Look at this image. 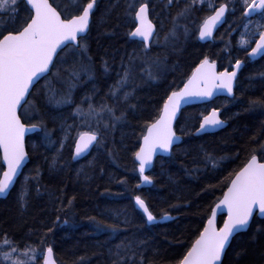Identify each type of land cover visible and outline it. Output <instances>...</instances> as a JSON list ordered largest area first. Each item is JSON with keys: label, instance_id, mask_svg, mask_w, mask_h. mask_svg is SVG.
Returning <instances> with one entry per match:
<instances>
[{"label": "trees", "instance_id": "16d2710c", "mask_svg": "<svg viewBox=\"0 0 264 264\" xmlns=\"http://www.w3.org/2000/svg\"><path fill=\"white\" fill-rule=\"evenodd\" d=\"M53 2L65 16L79 13L81 9L80 4L71 5L69 0ZM18 7L17 14L10 10L3 14V31L18 29L28 22L31 13L25 2ZM181 7V3H173L167 12L179 8L180 12ZM234 9L213 43H200L195 33L197 23L194 24V20H204L212 10L194 7L190 20H184L193 25L192 35H179L178 41L171 39L159 48L152 45L145 52L141 43L129 39L134 21L131 18L128 21L125 1L97 0L90 30L81 40L88 44L89 59L84 66L92 81L76 87L71 103L65 107H74L85 88L90 101L97 104L99 98L106 97L105 91L116 84L118 73L122 74L129 66L130 57L132 68L134 61L144 59L142 53H146L154 57L152 61H160L164 69L153 74L156 79L137 82L140 87L116 113L118 116L124 113L120 126L103 131V144L82 160L72 161L74 140L64 152L51 153L54 144L49 146L45 131L28 137L30 160L9 195L0 199L1 255L10 251L3 244L7 237L21 253L26 246L36 250L33 264H42L41 255L49 246L59 264H114L119 259L123 264H140L141 260L143 264H176L226 191V178L238 171L252 154L260 157V146L264 144V107L250 104V101L264 100V56L255 62L248 60L247 53L255 36L247 46L239 45L247 22L260 18L261 14L248 19L243 15L242 6ZM166 14H162L164 19L169 17ZM257 26L259 31L263 30L264 20ZM138 47L142 51L134 53ZM68 50L60 53L50 74L32 90L33 96L29 99L34 101L37 114L22 116L28 124L43 122L50 141L58 136L65 110L48 102L49 92L55 91L57 98L67 95L65 91H58L61 85L54 74L58 71L60 78L67 80L73 65L79 70L76 58L67 57L62 62ZM205 57L216 60L221 69L236 60L245 61L234 98H219L212 103L222 108L228 125L214 133L195 135L200 115L207 109L200 105L187 106L176 123V131L183 136L182 143L169 157L155 161L148 174L152 183L143 186L134 153L146 130L144 124L158 116L163 100L182 86ZM53 79V87L44 92V85ZM206 154L215 157L219 167L213 168L206 161ZM2 170L0 156V174ZM121 179L126 182L119 183ZM137 195L146 201L156 217L171 215L173 218L148 224L135 206ZM113 227L118 229L115 234ZM120 245L124 247L118 249ZM29 255L13 258L29 264ZM223 264H264V218L255 216L249 229L233 238Z\"/></svg>", "mask_w": 264, "mask_h": 264}, {"label": "snow or ice", "instance_id": "6c2138e0", "mask_svg": "<svg viewBox=\"0 0 264 264\" xmlns=\"http://www.w3.org/2000/svg\"><path fill=\"white\" fill-rule=\"evenodd\" d=\"M21 2L30 5L31 14L26 25L18 29L0 32V149L3 152V162L6 164V170L0 176V194H5L9 190L27 159L24 144L25 133L36 130L45 131V139L51 143L43 122L26 126L21 117L28 116L29 109L34 107V101L29 97L33 96L32 90L39 80L51 71L50 66H56L54 57H60V53L65 49L75 51L78 48L81 52H87V45L80 41L83 40L82 34L89 30L90 15L93 13L97 0H88L80 14L73 15L71 18H62L60 12L49 3V0H0V12L10 10L12 14H17ZM174 2L178 4L179 0H167L165 6H171ZM200 2L203 3V0ZM195 3L196 0H191V4L186 3V7L172 18L173 28L169 35L165 36V41L176 37V30L180 27L178 20L185 17L190 7ZM240 3L245 17H250L257 12L264 16V0H240ZM133 9V4H128L129 14ZM227 10L228 6L221 4L214 9L213 15L203 21L199 27L201 40L212 36L213 28L222 20ZM134 19L138 23L129 36L140 38L141 43L144 44V51L147 52L150 44L159 43V32L148 18L147 3L140 4L139 10L134 11ZM242 43L248 44L249 41L242 40ZM260 55H264V31L259 32V39L255 40V47H252L248 52L249 57ZM154 63L159 66V61ZM132 64L133 58L130 57L129 66L124 69L123 75L116 84L110 88L109 94L112 97H118L120 90L132 80ZM241 66L242 62L236 60L233 71L217 72L215 62H209L205 57L193 70L184 87L167 95L159 109L158 116L152 122H145L146 130L142 134V143L134 153L143 183L152 182L151 178L144 173L146 168L152 165L154 155L158 151L170 153L172 147L180 140L173 130V122L177 119L181 103H187L192 97H212L217 90H224L227 94L232 95L233 81ZM105 70L107 71V68ZM70 71L72 76L78 78L79 72L87 71V67L81 64L77 70L73 65ZM148 75L150 79H156L150 69ZM129 95H131L129 92L123 93L125 101ZM85 99L90 100L89 97ZM48 102L55 103L59 107L71 103V100L68 97L57 98L53 93L48 96ZM250 104L253 107H264V100L250 101ZM21 109L22 111L18 112ZM104 112L109 115L112 121L111 125L102 121L101 114ZM75 114L83 117L82 124L87 125L91 130L77 134L74 141L73 160L85 156L94 147L99 148L103 144V131H106L110 126L114 127L116 122L125 118L123 112L120 116H116L115 108L106 104H101L98 110L92 103H89L87 111L77 106ZM93 120L96 123L95 128H92L91 125ZM224 123L219 118V109L214 108L208 115L203 116L197 132L206 131L209 128H219ZM101 124H103V130ZM67 127L69 133H66L64 140L71 138L70 130L73 126ZM64 140L60 142L61 149L64 147ZM260 152V159L256 154H252L238 171L226 178L228 181L227 191L223 193V198L212 210L202 231L199 232L182 257L176 261V264H223L222 257L226 255L232 238L236 233L248 228L254 209L258 208L260 214L264 215V162H261L264 160V144H261ZM206 161L211 162L213 168L219 167V162L210 154H206ZM125 182L123 179L119 181L121 184ZM134 201L135 206L146 216L147 222L156 221V217L141 196H135ZM71 204L72 201L69 200L68 205ZM221 206L227 209V219L224 220L223 227L217 228L216 209ZM164 218L170 217L165 215ZM111 230L114 234L118 231L114 227ZM3 244L10 249L2 254L3 261L8 264H25L22 260L13 259V256H27L31 251L32 260L29 264H33L37 254L35 249H29L26 246L24 252L21 253L18 248L12 246L7 237ZM117 247L120 249L124 246ZM116 255L119 256V251ZM52 256L53 249L48 247L44 256V264H55ZM114 264H123V261L119 259ZM140 264H143V260Z\"/></svg>", "mask_w": 264, "mask_h": 264}, {"label": "rangeland", "instance_id": "374dc122", "mask_svg": "<svg viewBox=\"0 0 264 264\" xmlns=\"http://www.w3.org/2000/svg\"><path fill=\"white\" fill-rule=\"evenodd\" d=\"M80 1L81 0H69V2L71 3V5H77L78 2H80ZM118 1H125L126 11L128 12V14H129L128 4H133L134 9L131 12V14H129V17H128V14H127L128 21L130 20V18H131V20H134V11H136L137 7L140 4L145 3V2L149 3L150 6H151V15H152L153 19L158 23V26H159V31H158L159 32V43L158 44L157 43H153V45L155 47H158L159 48L161 46H164V44H166L168 42L170 43V40L171 39H169L168 41H165V36H168L169 33L171 32V30L173 28L172 18L177 15V13L180 10V8H179V10L177 9L176 11H173V12L168 13L167 12V8H170V6H168V7L165 6L167 4V0H118ZM58 2L61 3V0H58ZM221 2H227L229 4V6H233V9L235 7H237V6H241L240 0H203V3H201L200 0H196V3L190 7V10H189L188 14L185 17H183V18H181V19L178 20V23H179L180 27L177 28V30H176V37L173 38V39H175V40L177 39V41H178V38L177 37L179 35H183V36L187 37V36H190V35L193 34V32H194L193 25L192 24L185 23L184 20H186V19H187V21L190 20L192 14L194 12L193 11L194 7H203V6H205L207 9L213 10L214 7L217 4H220ZM179 3L182 4V7H181V10H182V9H184L186 7V3L187 4H191V0H179ZM83 6L84 5L82 4L81 5V8ZM233 9H231V7H230V11L232 13L235 11V10L233 11ZM165 12L167 13L166 15L169 16L166 19H164L162 17V14H165ZM4 13L5 12H3V14ZM2 15H0V17H1V24L3 26V22L2 21H3L4 18H2ZM262 20H264V16H261L260 18H258L256 20H252L250 22H247V24L245 26L244 34H243V36H242V38L240 40V44H239L240 46H242V47L247 46V44H243L242 43V40L251 41L253 39V36H255L254 39H256V35L259 34V32H261V31L264 30L263 29V30L259 31L258 30L259 26H257V24H259ZM202 22H203V20H201L200 22H196L194 20V24L197 23V28L195 30L196 36H197L198 28H199V26L201 25ZM161 23L163 24V27L162 28H161ZM2 29H0V31ZM82 44H85V43H82ZM86 45H87V52L86 53L81 52L80 49L75 50V51H69L68 50L67 51V55H66V57H64V59L62 60V62L65 61V59L67 57H69V58H76L77 62L79 63V68H80V65L81 64L82 65H85V63H86L85 61H87V59H89V56H88V44H86ZM138 49H136V50L134 49V53H137L138 51L141 52L142 49L144 50V47L142 49L140 47H138ZM148 51H150V50H148ZM142 55H143L142 57H144V59L139 60V62L134 61V65L135 66H134V68H132L133 69V78L129 82L128 85H126L123 89L120 90V92L118 93V97L114 98V97H112L109 94L110 88H111V86H110L109 89H107L105 91L106 92V97L99 98L98 99V103L95 104V103H92L90 100L85 99L86 97H89L88 96V89L85 88V91L83 90L81 92V95H80L81 97H78L77 98V102H76V105L74 107H71L69 109H67L65 107V106H68L70 103L63 104V105H61V106L58 107V108H63L65 110V113L63 112L64 114H63V117H62V118H64L63 121H62L64 123L62 124L61 129L58 132V136L55 139V141L52 140L51 143L49 142L50 143L49 146L50 145L52 146L54 144L53 147H52V149H51V153H54L55 151H57L58 153L59 152L60 153L64 152L65 149L70 146L69 145V142L71 140H74L77 137V134L79 132H82L83 130L90 129L87 125L82 124L83 117L78 116V115L75 116V110H76L77 106H79L82 109H84L85 111H87L88 106H89V103L94 104L95 107L98 110H99L101 104H106V105H108L110 107H114L115 108V115H116V113L118 112V109H120V107H123L124 103H126V101L128 99H130V97H132L133 94L135 93V91L140 87L141 84H137V82H139V81L142 82V80L144 79V77H147L149 79V75H148V70L149 69L151 70V72L153 74L158 73L160 71H163L164 65L161 64L160 61H159V66H157L154 62H156L158 60H156V61L153 60L152 61V59L154 57H152L151 55H146V53H142ZM138 56L141 58V54H138ZM63 64L64 63H62V65ZM65 66H66V64H65ZM231 66H228L227 68H230ZM57 72L58 71L55 72V74H54L55 77L54 78H56L58 80V83L61 85V89H62V90L60 89L58 91H61V92L62 91H65V92H67V95H65V97H68V98L74 97L73 92L75 91V88L76 87L77 88L78 87L81 88V86H83L85 83H88L89 84L92 81V76L89 75L88 73H86L87 71H80L78 78L72 76L71 75V71H69V76L70 77L67 80H65V79L63 80L62 78H60V76L57 74ZM122 75H123V73L120 74V75H118L116 77L117 78L116 82L120 79V77ZM53 82H54V79L51 82L49 81L48 83H46L44 85V92L48 91L49 88L51 89V87H53V85H54ZM53 92L55 93V91H53ZM124 92L131 93V95H129V97H128V99L126 101L124 100V97H123V93ZM49 94L51 95V92H49ZM54 105H55V103H54ZM68 111L69 112H73L74 115H70L68 113ZM35 114H37L36 109L34 107L33 108H30L29 109V115L28 116L29 117H32ZM101 115H102V121L103 122H106L109 125L112 124V121H111L109 115L107 114V112H104ZM116 116H118V115H116ZM122 120L116 122L115 123V126H118V125L120 126ZM69 125L73 126L71 128V130H70V137L71 138L68 139V140H64V137H65L66 133H69V129L67 127ZM91 125H92V128H95L96 127L95 120H93L91 122ZM115 126L114 127H111L110 126L107 129V131H112L115 128ZM101 128L103 129V124H101ZM42 133H44V131H42ZM51 136H52V134H51ZM62 140H64V147L61 149L60 142ZM57 144H58V147H56ZM26 195H27V193H26ZM42 255H43V253H42ZM36 257H37V255L35 256L34 260L36 259ZM13 259H19V260H21L20 258H13ZM31 260H32V254L30 253V255L28 257V261H31ZM0 264H8V262L3 261L1 253H0Z\"/></svg>", "mask_w": 264, "mask_h": 264}, {"label": "water", "instance_id": "95a60500", "mask_svg": "<svg viewBox=\"0 0 264 264\" xmlns=\"http://www.w3.org/2000/svg\"><path fill=\"white\" fill-rule=\"evenodd\" d=\"M49 3H50V0H49ZM223 4H226V3H223ZM148 5V18L152 21V18H151V16H150V7H149V4H147ZM227 6H228V4H226ZM29 6V8H30V5H28ZM53 6V5H52ZM220 6V5H219ZM219 6H217L216 8H218ZM54 7V6H53ZM55 8V7H54ZM95 8V7H94ZM57 10V9H56ZM139 10V7L137 8V10L136 11H138ZM58 11V10H57ZM93 11H94V9H93ZM59 12V11H58ZM228 12H229V6H228V10L225 12V15H224V17L222 18V20L220 21V22H218L217 23V25H216V27L215 28H213V31H212V36H210V37H208V38H206V39H204V40H201L200 38H199V31H198V35H197V39H198V41L200 42V43H203V44H206V43H210V42H213L214 41V38H215V35L217 34V32H218V30L222 27V26H224V24L226 23V20H227V16H228ZM259 12H257V13H254L253 15H251L250 17H254L256 14H258ZM61 14V13H60ZM93 14V13H92ZM92 14L90 15V22H89V30H90V26H91V21H92ZM214 14V11H213V13L211 14V15H213ZM62 16V15H61ZM210 16V15H209ZM63 18V17H62ZM135 23L137 24L138 22L135 20ZM152 23L156 26V29H157V25H156V23L155 22H153L152 21ZM203 24V23H202ZM136 27V26H135ZM135 29V28H134ZM134 29H133V31H134ZM88 30V31H89ZM88 31H87V33H88ZM87 33H85V34H82L83 36H85V35H87ZM131 39H134V40H139L140 41V38H132V37H130ZM259 39V38H258ZM150 46H151V44H150ZM253 47H255V44L253 45ZM150 48V47H149ZM59 51V50H58ZM251 51V50H250ZM249 51V52H250ZM264 55H260V56H256V57H249V59H250V61L251 62H255V61H257V60H259L261 57H263ZM56 58L57 57H54V60H56ZM208 60H209V62H213L212 60H210L209 58H208ZM215 62V61H214ZM242 62V66H241V68L240 69H238L237 70V76H236V78H235V80L233 81V93H232V95H229V94H227V92L226 91H224V90H217L215 93H214V95L212 96V97H207V98H204V97H192V98H189V100H188V102L187 103H184V102H182L181 103V108H180V110H179V112L177 113V119L173 122V130L175 131V133H176V136H178V137H180V140L172 147V149H171V152L170 153H164V152H160V151H158L155 155H154V157H153V161H152V165L150 166V167H148V168H146V170H145V175L146 174H148L150 171H151V169H152V167H153V165H154V162H155V160L158 158V157H168V156H170L171 155V153H172V150L176 147V146H179L181 143H182V136L180 135V134H178L177 132H176V130H175V125H176V122H177V120H178V118H179V116H180V114H181V112L187 107V106H192V105H202V104H206V103H209V102H212V101H214V100H216V99H218V98H233L234 96H235V89H236V83H237V79H238V76H239V74H240V72L242 71V69H243V67H244V62L243 61H241ZM215 64H216V71L217 72H223V71H225V70H227L228 72H231V71H233L234 70V66H233V68H231V69H224V70H220L219 69V65H218V63L217 62H215ZM199 65V64H198ZM197 67V66H196ZM50 68L52 69V67L50 66ZM51 72V71H50ZM49 72V73H50ZM49 73H46L43 77H45V76H47ZM192 75V74H191ZM191 75H190V77H191ZM43 77L41 78V79H43ZM41 79L39 80V81H41ZM189 79V78H188ZM187 79V80H188ZM187 80H186V82H187ZM185 82V83H186ZM184 83V84H185ZM184 84H183V86L180 88V89H182L183 87H184ZM179 89V90H180ZM179 90H177V91H179ZM219 109V118L221 119V120H223L225 123H224V125L222 126V127H219V128H209V129H207L206 131H201V132H197V130H196V132H195V135H203V134H205V133H214V132H217V131H219V130H222L223 128H225L227 125H228V121L227 120H225L224 118H223V116H222V109H220V108H216V107H213V108H211L210 110H209V112L206 114V115H208L213 109ZM19 111H21V110H18V112ZM205 116V115H204ZM203 118V117H202ZM202 118L200 119V122H201V120H202ZM21 119H22V117H21ZM22 122H23V119H22ZM200 122H199V125H198V128H199V126H200ZM24 123V122H23ZM26 124V123H25ZM26 126H30V125H28V124H26ZM197 128V129H198ZM39 131H41V130H36V131H27L26 133H25V137H24V144H25V152L27 153V159H26V161L24 162V164H23V166H22V168L19 170V173H18V175L14 178V183L10 186V188H9V190L5 193V194H0V199H3V198H6L8 195H9V193H10V191L12 190V188L15 186V184H16V182H17V180H18V178L22 175V172H23V170H24V168H25V166L27 165V163L29 162V160H30V157H29V154H28V151H27V138H28V136L29 135H31V134H34V133H36V132H39ZM141 143H142V140H141ZM74 150H75V143H74V148H73V153H74ZM93 151V148L90 150V152L88 153V154H86L85 156H83V157H81V158H79V159H76V160H73L74 162H76V161H79V160H82L83 158H85V157H87L91 152ZM0 152H1V161H2V164H3V167H4V170H6V164L3 162V152H2V149H0ZM257 157H258V159H260V157L257 155ZM138 162V161H137ZM261 162H264V161H261ZM3 170V171H4ZM1 176H2V174H1ZM150 183H148V184H145V183H143V185H149ZM226 191H227V189H226ZM222 198H223V196H222ZM221 198V199H222ZM220 199V200H221ZM220 200L214 205V207H213V209L214 208H216V205L217 204H219V202H220ZM212 209V210H213ZM141 211V210H140ZM142 212V211H141ZM211 214H212V211H211ZM211 214H210V216H211ZM154 215V214H153ZM155 216V215H154ZM168 217H170V218H168V219H165L164 217L165 216H162V217H156V221L155 222H151V223H149L148 222V224H155V223H158V222H165V221H167V220H170L171 218H173L172 216H169V215H167ZM222 216H224V219H223V221L221 222V224H219V220H220V217H222ZM255 216H257V217H259V218H264V215H262V214H260V212H259V210H258V208L257 209H254V212H253V217H252V219H251V221H250V224H249V226H248V228L247 229H245V230H241L240 232H238V233H241V232H245V231H247L248 229H249V227H250V225H251V222H252V220H253V218L255 217ZM146 217V216H145ZM216 227L217 228H220V227H223V223H224V220H226L227 219V209L225 208V207H223V206H221V208H219V209H216ZM206 223H207V221H206ZM205 223V224H206ZM238 233H236L235 235H234V237L238 234ZM233 237V238H234ZM233 238H232V240H233ZM232 240H231V242H232ZM228 250V249H227ZM46 255V250H45V252H44V256ZM44 256H43V264H44ZM224 257L225 256H223L222 257V259L224 260ZM52 258L55 260V264H58V262H57V260H56V258H55V254H54V250H53V256H52Z\"/></svg>", "mask_w": 264, "mask_h": 264}, {"label": "flooded vegetation", "instance_id": "af4514ba", "mask_svg": "<svg viewBox=\"0 0 264 264\" xmlns=\"http://www.w3.org/2000/svg\"><path fill=\"white\" fill-rule=\"evenodd\" d=\"M51 1V3H53V5H55V7L58 9V7H57V5L53 2V0H50ZM96 7H97V2H96ZM59 10V9H58ZM60 11V10H59ZM61 12V11H60ZM31 13V12H30ZM62 13V12H61ZM80 13V12H79ZM3 14V12H0V15H2ZM78 13H75V14H72V15H70V16H65V14L64 13H62V16H63V18H70L71 16H73V15H77ZM2 18H3V15H2ZM158 24V23H157ZM159 27V26H158ZM3 28V26H2V24H1V17H0V29H2ZM0 32H3V30H1ZM232 67V66H231ZM213 106H215V105H213ZM217 107V106H216ZM218 108H220V107H218Z\"/></svg>", "mask_w": 264, "mask_h": 264}, {"label": "bare ground", "instance_id": "6f19581e", "mask_svg": "<svg viewBox=\"0 0 264 264\" xmlns=\"http://www.w3.org/2000/svg\"><path fill=\"white\" fill-rule=\"evenodd\" d=\"M88 1H85V2H83L82 0L80 1V2H78V4H80V5H86V3H87ZM149 7H150V9H151V6H150V4H149ZM147 77H144V80H148V78L146 79ZM72 155H73V153H72ZM158 223H160V222H158ZM161 223H163V222H161ZM156 224V223H155ZM150 225H152V224H150Z\"/></svg>", "mask_w": 264, "mask_h": 264}]
</instances>
